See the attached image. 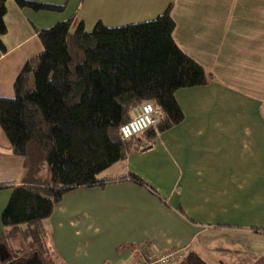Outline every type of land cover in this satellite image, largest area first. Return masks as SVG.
<instances>
[{"label":"crops","instance_id":"obj_1","mask_svg":"<svg viewBox=\"0 0 264 264\" xmlns=\"http://www.w3.org/2000/svg\"><path fill=\"white\" fill-rule=\"evenodd\" d=\"M29 1L63 7L33 11L6 0L0 97H13L17 74L42 49L39 29L82 21L80 0ZM67 4L75 6L65 15ZM129 4L146 19L170 4L173 40L208 81L175 92L182 121L153 140L137 138L138 149L99 174L111 182L62 195L45 222L48 244L62 264H133L179 248L217 254L208 264H226L218 254L230 252L243 254L233 264H252L264 255L256 231L264 228V0ZM130 173L141 181L114 180ZM23 174L0 127V215Z\"/></svg>","mask_w":264,"mask_h":264},{"label":"trees","instance_id":"obj_2","mask_svg":"<svg viewBox=\"0 0 264 264\" xmlns=\"http://www.w3.org/2000/svg\"><path fill=\"white\" fill-rule=\"evenodd\" d=\"M13 1L33 11L63 7ZM5 2L0 0V51L5 50ZM72 23L73 17L37 31L42 51L17 74L13 97H0V127L24 169L0 215V246L12 251L29 244L39 264L44 250L52 264H62L44 228L62 195L111 182L99 174L138 149L137 138L153 140L182 121L175 92L208 81L204 68L173 40L170 4L155 18L133 24L108 27L98 21L87 31L82 21L73 29ZM144 101L158 105L163 119L155 129L122 139L119 127ZM121 179L141 181L132 173L114 180ZM176 264L208 263L187 250ZM252 264H264V255Z\"/></svg>","mask_w":264,"mask_h":264},{"label":"rangeland","instance_id":"obj_3","mask_svg":"<svg viewBox=\"0 0 264 264\" xmlns=\"http://www.w3.org/2000/svg\"><path fill=\"white\" fill-rule=\"evenodd\" d=\"M79 4V14L80 20L83 21L84 28L87 31L92 30L94 25L100 21L105 26L108 27H117L127 24H133L138 23L142 21H147L155 18L156 16H153L152 18L146 19L149 16H140V14L136 13L134 9L130 6L129 0H80ZM68 9L65 11V15L69 13V9L72 10L74 8L75 4L72 6L71 4H67ZM143 18V19H142ZM42 48V47H41ZM42 49L37 50L38 54L41 52ZM35 54V55H36ZM12 97V96H9ZM26 249L21 250H12L9 252H12L15 256H22L26 257L32 254L33 248L29 247V244L26 245ZM37 252V251H36ZM42 252V250H41ZM47 251H43L40 253L42 255L41 260H43V264H52L51 258L47 256ZM202 259L208 260L210 257H214L217 254L209 253V255L206 252H202L200 254ZM224 261H226V264H233L234 260L238 258V263L240 262L242 253L238 252H230L225 254H218Z\"/></svg>","mask_w":264,"mask_h":264},{"label":"built area","instance_id":"obj_4","mask_svg":"<svg viewBox=\"0 0 264 264\" xmlns=\"http://www.w3.org/2000/svg\"><path fill=\"white\" fill-rule=\"evenodd\" d=\"M132 115L129 120L119 127V135L122 139H129L139 135L149 128H156L163 119V111L149 101L141 102L131 108ZM186 251L182 248L169 249L159 253L152 252L143 260H137L133 264H172L179 262ZM105 264H111L105 262Z\"/></svg>","mask_w":264,"mask_h":264},{"label":"flooded vegetation","instance_id":"obj_5","mask_svg":"<svg viewBox=\"0 0 264 264\" xmlns=\"http://www.w3.org/2000/svg\"><path fill=\"white\" fill-rule=\"evenodd\" d=\"M8 255L4 258L3 261H0V264H39L37 261V252H32L31 255L22 257V256H15L12 252H7Z\"/></svg>","mask_w":264,"mask_h":264},{"label":"water","instance_id":"obj_6","mask_svg":"<svg viewBox=\"0 0 264 264\" xmlns=\"http://www.w3.org/2000/svg\"><path fill=\"white\" fill-rule=\"evenodd\" d=\"M7 252L8 251L4 247L0 246V261H3L4 258L7 257V255H8Z\"/></svg>","mask_w":264,"mask_h":264}]
</instances>
